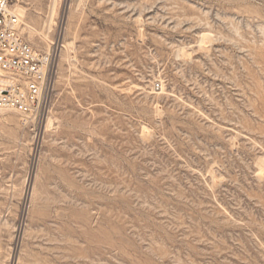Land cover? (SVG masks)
<instances>
[{
    "label": "rangeland",
    "instance_id": "1",
    "mask_svg": "<svg viewBox=\"0 0 264 264\" xmlns=\"http://www.w3.org/2000/svg\"><path fill=\"white\" fill-rule=\"evenodd\" d=\"M11 8L52 64L0 111V264H264V0Z\"/></svg>",
    "mask_w": 264,
    "mask_h": 264
},
{
    "label": "built area",
    "instance_id": "2",
    "mask_svg": "<svg viewBox=\"0 0 264 264\" xmlns=\"http://www.w3.org/2000/svg\"><path fill=\"white\" fill-rule=\"evenodd\" d=\"M12 3L0 0V108L29 116L41 109L51 54L36 49L22 35Z\"/></svg>",
    "mask_w": 264,
    "mask_h": 264
},
{
    "label": "bare ground",
    "instance_id": "3",
    "mask_svg": "<svg viewBox=\"0 0 264 264\" xmlns=\"http://www.w3.org/2000/svg\"><path fill=\"white\" fill-rule=\"evenodd\" d=\"M15 10V9H14ZM11 11L12 13L14 14V16L17 18L18 20V23H19V29H20V21H19V17L14 13L13 9L11 8ZM16 12V11H15ZM7 109H3V108H0V111H6Z\"/></svg>",
    "mask_w": 264,
    "mask_h": 264
}]
</instances>
